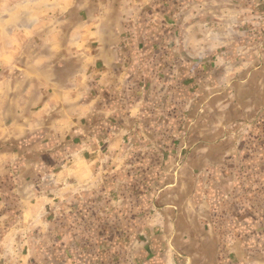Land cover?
<instances>
[{"label":"crops","instance_id":"1","mask_svg":"<svg viewBox=\"0 0 264 264\" xmlns=\"http://www.w3.org/2000/svg\"><path fill=\"white\" fill-rule=\"evenodd\" d=\"M62 11L0 62V264H264V0Z\"/></svg>","mask_w":264,"mask_h":264},{"label":"rangeland","instance_id":"2","mask_svg":"<svg viewBox=\"0 0 264 264\" xmlns=\"http://www.w3.org/2000/svg\"><path fill=\"white\" fill-rule=\"evenodd\" d=\"M61 5H57V2ZM72 0H0V62H4L3 57L9 58L7 50L15 47L20 50V46L24 45L26 35L32 34V29L36 33L42 31L43 26H47V19L51 14H54V18L64 17L63 6L70 4ZM60 8V11H59ZM66 15V14H65ZM12 19V20H10ZM12 29L13 35H16L12 41H9V36L6 32ZM36 41H40L36 39ZM26 50H20L18 53H13L16 58H22ZM15 62V61H13ZM18 62V61H16ZM10 66H14V63ZM20 63H16V67L8 69L0 65V126L7 123V116L10 109L8 101L4 100V96L11 91L23 92L24 87L22 85H15L16 80L23 78L24 72L20 69ZM19 101L14 103V107L17 108ZM5 110V111H4ZM2 134V135H1ZM0 134V150L6 149L12 144L2 141L3 133Z\"/></svg>","mask_w":264,"mask_h":264}]
</instances>
